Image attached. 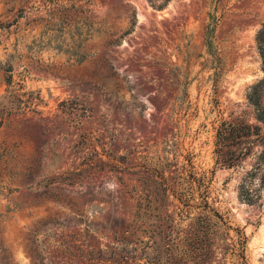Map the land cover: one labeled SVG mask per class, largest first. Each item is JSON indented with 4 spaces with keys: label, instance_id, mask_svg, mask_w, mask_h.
I'll return each instance as SVG.
<instances>
[{
    "label": "rangeland",
    "instance_id": "1",
    "mask_svg": "<svg viewBox=\"0 0 264 264\" xmlns=\"http://www.w3.org/2000/svg\"><path fill=\"white\" fill-rule=\"evenodd\" d=\"M262 23L264 0H0V264H164L206 231L175 200L188 161L245 237L227 264H264L253 160L212 152L252 112Z\"/></svg>",
    "mask_w": 264,
    "mask_h": 264
},
{
    "label": "trees",
    "instance_id": "2",
    "mask_svg": "<svg viewBox=\"0 0 264 264\" xmlns=\"http://www.w3.org/2000/svg\"><path fill=\"white\" fill-rule=\"evenodd\" d=\"M255 42L264 65V23L256 31ZM263 82L254 83L245 93L246 101L252 107L251 114L221 121L214 133V164L229 168L242 163L246 158L253 160L238 186L240 196L243 195L246 200H249V192L244 187L253 176L257 175L259 184L264 186V107L260 104ZM192 168L189 161L182 165L181 172L184 174L175 200L180 205V215L193 209L202 215L207 222L203 225L206 231H201L197 225L194 231L195 243L191 246L182 244L178 252L168 249L164 264H185L187 260H193L194 264H211L215 252L219 253L215 264L242 261L245 237L240 231L232 229L226 217L209 205L208 179L204 172L196 176ZM161 190L163 199L173 196L166 179H163ZM230 230L233 231L232 235L229 234Z\"/></svg>",
    "mask_w": 264,
    "mask_h": 264
}]
</instances>
